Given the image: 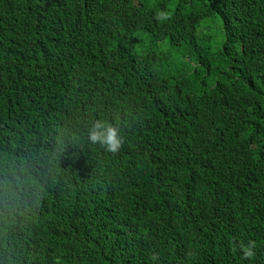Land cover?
I'll list each match as a JSON object with an SVG mask.
<instances>
[{
  "label": "trees",
  "instance_id": "obj_1",
  "mask_svg": "<svg viewBox=\"0 0 264 264\" xmlns=\"http://www.w3.org/2000/svg\"><path fill=\"white\" fill-rule=\"evenodd\" d=\"M102 224L123 264H264V0H0V264Z\"/></svg>",
  "mask_w": 264,
  "mask_h": 264
},
{
  "label": "clouds",
  "instance_id": "obj_2",
  "mask_svg": "<svg viewBox=\"0 0 264 264\" xmlns=\"http://www.w3.org/2000/svg\"><path fill=\"white\" fill-rule=\"evenodd\" d=\"M230 35L237 45L239 37L235 34ZM88 138L90 140L87 141L89 145L93 146L92 143L95 145L98 143L104 146L108 151H116L120 146V140H124L119 127L115 123L101 119L96 120L91 125L88 131ZM71 233L74 234L75 237H87L90 234V227L87 224L80 227L75 221L65 222L60 226V237L68 236ZM116 242L117 238L114 234V230L102 224L98 243L100 250L99 254L101 256L100 260L96 261L85 254L77 259L70 260L68 264H123V255L116 249ZM240 248L243 250V255L245 257H251L253 255L251 247L241 244ZM153 259H155V257H153Z\"/></svg>",
  "mask_w": 264,
  "mask_h": 264
},
{
  "label": "rangeland",
  "instance_id": "obj_3",
  "mask_svg": "<svg viewBox=\"0 0 264 264\" xmlns=\"http://www.w3.org/2000/svg\"><path fill=\"white\" fill-rule=\"evenodd\" d=\"M220 29H222V22L216 20L211 25V27L209 28V30L207 32L210 33V34H212V35H215L216 33H219ZM211 43H212V40H211ZM111 186H113V185H111ZM97 189H98L97 192L99 193L100 192L99 185H97Z\"/></svg>",
  "mask_w": 264,
  "mask_h": 264
}]
</instances>
